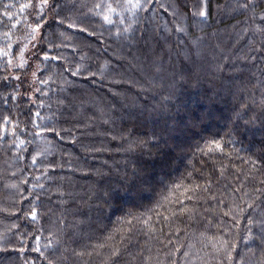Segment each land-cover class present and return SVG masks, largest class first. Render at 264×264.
I'll return each instance as SVG.
<instances>
[{
  "label": "trees",
  "instance_id": "1",
  "mask_svg": "<svg viewBox=\"0 0 264 264\" xmlns=\"http://www.w3.org/2000/svg\"><path fill=\"white\" fill-rule=\"evenodd\" d=\"M0 264H264V0H0Z\"/></svg>",
  "mask_w": 264,
  "mask_h": 264
},
{
  "label": "snow or ice",
  "instance_id": "2",
  "mask_svg": "<svg viewBox=\"0 0 264 264\" xmlns=\"http://www.w3.org/2000/svg\"><path fill=\"white\" fill-rule=\"evenodd\" d=\"M47 4H48V0H40V7L41 8H43V6L44 5H47ZM134 6L135 7H139L140 5L137 2ZM21 7L23 8L25 6L22 5ZM245 7H247V5H245ZM109 11H113V9L109 8ZM5 14L7 15V13H5ZM207 14L208 13L206 11H204V10H201L200 13H199V15L204 16V17H206ZM104 19L105 20H109V17L108 16H105ZM109 22H111V21L109 20ZM39 27H40V25H39V23H37V28H39ZM45 58H47V57H45ZM213 143H215L216 148H221L222 147L218 142L213 141ZM176 187H180V185H176ZM188 198L191 199V197H188ZM32 216H33V218H35V216H36L35 211L32 212ZM117 254L118 253H114V255H117Z\"/></svg>",
  "mask_w": 264,
  "mask_h": 264
}]
</instances>
